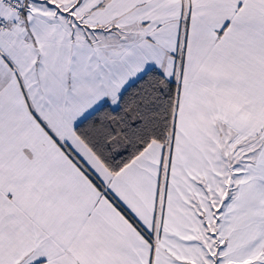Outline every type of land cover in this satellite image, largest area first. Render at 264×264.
Instances as JSON below:
<instances>
[{
    "label": "snow or ice",
    "instance_id": "snow-or-ice-1",
    "mask_svg": "<svg viewBox=\"0 0 264 264\" xmlns=\"http://www.w3.org/2000/svg\"><path fill=\"white\" fill-rule=\"evenodd\" d=\"M0 264H264V0H0Z\"/></svg>",
    "mask_w": 264,
    "mask_h": 264
}]
</instances>
